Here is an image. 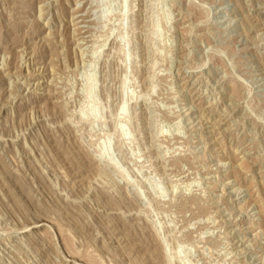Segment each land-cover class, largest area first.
<instances>
[{
	"label": "rangeland",
	"instance_id": "obj_1",
	"mask_svg": "<svg viewBox=\"0 0 264 264\" xmlns=\"http://www.w3.org/2000/svg\"><path fill=\"white\" fill-rule=\"evenodd\" d=\"M0 264H264V0H0Z\"/></svg>",
	"mask_w": 264,
	"mask_h": 264
}]
</instances>
